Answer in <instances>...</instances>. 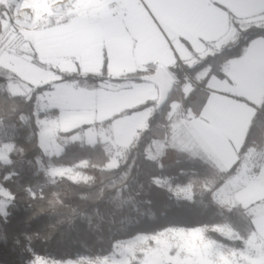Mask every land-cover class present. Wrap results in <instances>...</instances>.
Listing matches in <instances>:
<instances>
[{"label": "crops", "instance_id": "crops-1", "mask_svg": "<svg viewBox=\"0 0 264 264\" xmlns=\"http://www.w3.org/2000/svg\"><path fill=\"white\" fill-rule=\"evenodd\" d=\"M76 2L79 14L42 21L40 27L25 36L32 53L47 68L34 64L29 54L5 53L0 57L1 67L33 87L54 82L53 90L40 94L37 100V114L58 113L38 118L40 146L44 142L51 155L61 154L66 145L75 142L86 146L103 144L115 149L117 153L111 160L119 161L120 152L128 149L145 129L153 107L121 114L160 98L157 85L132 83L125 76L146 71L151 65L168 71L177 62L193 66L207 55L221 51L236 38L231 18L242 27L264 24V0ZM105 59L110 77L123 81L88 89L61 81L55 72L99 74ZM223 72L226 76L223 79L210 78L206 89L209 99L199 116L191 110L184 111L180 102L172 103L171 132L164 143L178 139L183 152L195 148L199 158L222 169H231L242 159L239 173L218 191L228 199V204L221 203L223 207H253L254 231L247 246L255 245L264 264V147L240 156L264 97V38L253 40L242 57L224 65ZM208 73L204 69L197 81L188 80L183 93L189 95L195 83ZM73 131L76 132L71 136H61ZM63 139L65 142L61 144ZM62 168L67 167L52 168L51 172Z\"/></svg>", "mask_w": 264, "mask_h": 264}, {"label": "trees", "instance_id": "trees-1", "mask_svg": "<svg viewBox=\"0 0 264 264\" xmlns=\"http://www.w3.org/2000/svg\"><path fill=\"white\" fill-rule=\"evenodd\" d=\"M5 10V6L0 5V14ZM231 25L236 29L233 43L193 66L183 67L177 62L169 68L174 84L163 108L157 107L158 101H148L121 114L153 107L145 129L122 151L114 169H108L107 164L116 151L103 144L86 146L75 142L66 145L58 156L45 155L39 142L38 118L54 117L58 113L37 114V100L40 94L53 90L54 82L33 87L30 96L15 95L8 90V84L10 78L19 77L0 67V144H13L10 162L0 161V185L13 196L8 214L0 213V264H29L35 257L60 262L80 257L93 260L110 257L120 241L169 228H204L207 236L217 242L237 249L246 246L254 231L253 207L228 209L214 198V194L239 173L242 159L231 169H222L202 158L192 159L174 148L165 149L158 159L148 156L156 143L164 142L170 135L172 103L180 102L184 111L191 110L199 116L209 99L206 88L210 78H225L224 65L242 57L253 40L264 38V24L242 27L231 18ZM31 57L34 64L47 68L35 53ZM157 68L151 65L146 71L129 74L124 79L138 83L141 82L138 77L154 74ZM204 69L209 70L208 75L185 95L183 86L189 80L187 76L197 81ZM55 72L61 76V81L88 89L123 81L110 77L106 59L99 74ZM75 132L61 136L68 137ZM263 147L264 97L240 156ZM76 166H82L91 179L73 181L67 177H51L48 173L52 167ZM157 179H170L182 185L192 183L193 199L176 197L167 187L159 185ZM220 226L232 228L235 238L214 229Z\"/></svg>", "mask_w": 264, "mask_h": 264}, {"label": "rangeland", "instance_id": "rangeland-1", "mask_svg": "<svg viewBox=\"0 0 264 264\" xmlns=\"http://www.w3.org/2000/svg\"><path fill=\"white\" fill-rule=\"evenodd\" d=\"M61 1L0 0V5H4L6 8L0 14V57L5 53L31 55L33 51L32 46L27 43L25 36L28 35V31L38 26L40 27L42 21L51 22L52 20L60 19L58 16H50L48 10L52 3ZM75 4L78 7L77 2ZM25 10L30 13V18L22 22L20 21V13ZM8 90L15 95L30 96L33 92V86L20 78H10ZM176 132L181 136L179 130H176ZM184 135H186V131ZM64 142V139L61 140V144ZM41 147L47 155L58 156L60 154L54 153V155H51L52 153L47 150L44 142H42ZM167 148H174L179 152L185 151L178 139L177 142L173 139H168L165 143H157L155 148L148 151V156L151 159H158ZM12 150L13 144H0V161L9 163ZM185 153L192 159L199 158L200 156L196 153L195 148L190 151L186 150ZM122 155L123 152H120V157ZM118 164V161L113 159L107 168L114 169ZM52 168L48 170L51 177H67L73 181L85 182L91 179V177L83 172L82 166L62 168L59 172H51ZM156 182L161 186L167 187L178 198L193 199L194 186L192 183L186 185L175 184L170 179H157ZM214 198L220 202L219 204H228L227 196L224 193H219L218 191L217 194H214ZM12 200L13 196L11 193L0 185V213L3 216L8 214V207L12 203ZM224 207L227 208V205ZM214 229L228 238H235V232L230 227L220 226ZM247 243L244 248L237 249L211 239L207 236V230L204 228H169L156 234H141L127 241H120L116 244L115 252L110 257L95 260L80 257L68 262L35 257L29 264H133L134 262H138L139 264H262L255 245L250 244L247 246Z\"/></svg>", "mask_w": 264, "mask_h": 264}, {"label": "water", "instance_id": "water-1", "mask_svg": "<svg viewBox=\"0 0 264 264\" xmlns=\"http://www.w3.org/2000/svg\"><path fill=\"white\" fill-rule=\"evenodd\" d=\"M141 82H150L159 87L160 98L157 103L158 108H163L169 101L173 90V78L165 67H158L154 74L138 77Z\"/></svg>", "mask_w": 264, "mask_h": 264}, {"label": "bare ground", "instance_id": "bare-ground-1", "mask_svg": "<svg viewBox=\"0 0 264 264\" xmlns=\"http://www.w3.org/2000/svg\"><path fill=\"white\" fill-rule=\"evenodd\" d=\"M66 2H56V3H52L50 6H49V10L48 12L49 13H58V14H61L62 12H64L66 10V5H72L74 0H65ZM65 3V4H64ZM20 16H22V18L24 20H29L30 18V13L27 12L26 10L25 11H22L20 13Z\"/></svg>", "mask_w": 264, "mask_h": 264}, {"label": "built area", "instance_id": "built-area-1", "mask_svg": "<svg viewBox=\"0 0 264 264\" xmlns=\"http://www.w3.org/2000/svg\"><path fill=\"white\" fill-rule=\"evenodd\" d=\"M61 2H66L65 0H62ZM59 2V3H61ZM76 0H74L73 4L72 5H66V10L64 12H62L61 14H58V13H50L49 15L52 16H58V18H65V17H71V16H74V15H77L81 12V10L76 6L75 4ZM65 4V3H64ZM20 21L22 22H25V20L22 18V16H20ZM180 64L184 67L185 65L180 62ZM188 79L190 81H193L189 76H187ZM195 85H197V83H195ZM207 89V88H206Z\"/></svg>", "mask_w": 264, "mask_h": 264}]
</instances>
